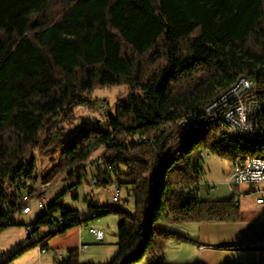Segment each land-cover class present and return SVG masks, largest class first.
<instances>
[{
  "label": "trees",
  "instance_id": "1",
  "mask_svg": "<svg viewBox=\"0 0 264 264\" xmlns=\"http://www.w3.org/2000/svg\"><path fill=\"white\" fill-rule=\"evenodd\" d=\"M241 76L264 87V0H0V187L8 177L34 179L36 163L26 164V156L62 137L65 127L53 130L73 122L96 87L128 85L129 94L118 95L114 110L108 109L107 123L60 141L59 170L77 173L79 183L82 164L102 149L98 157L114 171L99 167L94 183H117L134 200L133 210L101 205L97 216H119L118 252L102 264L156 258L164 264L171 242H198L161 228L169 213L186 223L243 220L236 193L227 200H201L187 187L201 182V151L230 161L264 158V135L230 140L216 119L191 130L176 122L205 109ZM56 171L45 173L46 184ZM41 194L32 189V197ZM60 197L49 205L70 219L62 232L90 219H81ZM17 215L13 199L0 188V230L16 224ZM47 222L42 213L31 224ZM55 234L47 229V236ZM38 237L0 264L42 244ZM56 261L93 264L80 262L77 248Z\"/></svg>",
  "mask_w": 264,
  "mask_h": 264
},
{
  "label": "rangeland",
  "instance_id": "2",
  "mask_svg": "<svg viewBox=\"0 0 264 264\" xmlns=\"http://www.w3.org/2000/svg\"><path fill=\"white\" fill-rule=\"evenodd\" d=\"M120 94H129L128 85L119 84L96 87L90 97L91 103L88 102L77 109L75 120L69 124L66 122H60L58 128L53 130V132L57 129L59 130L60 127L63 126L65 127L64 135L62 137L53 136V144H39L38 146L34 147L24 160L27 164L35 161L36 164L33 172L34 179H32V182L36 185V189L41 190L42 193L44 192V189L39 188V184L45 183L43 176L51 168L56 167V173L50 179V182L47 183L48 185L46 184L45 194L47 204L52 203L57 197L61 196L59 202L64 203L67 207L78 210L79 217L81 219L90 218L87 222L70 227L66 232L51 236V246H53L52 248L55 247V249L62 251L65 257L69 256V250L71 248H77L79 260L83 263H107L113 260L118 252V214L116 212H108L97 216V213L101 209V204L105 203L111 207L114 206L115 202H113L111 199V190H113L114 186L113 184L108 185L107 187L97 186L91 179V175L94 173L92 166H90L88 171L82 175V180L79 183H77L79 179V175L77 173L71 176L69 175L68 170L60 172L59 169L62 164L61 150L63 146L60 144V141L62 140L64 143H66L73 139L76 135H82L85 128L93 127L95 124L102 126L103 124L107 123L108 109L114 110L116 98ZM101 153L102 149H99L90 159L96 160V158L100 156ZM206 154L208 155L202 160L203 174L199 185V199H230L235 194V189L230 187L228 184L231 161L209 151H206ZM207 183L217 184V191L211 192L207 186ZM257 186L260 188L259 192H253L251 190V185H239L237 190L241 194L235 195L237 202L241 203L242 205H257L258 196L264 197V183H258ZM39 197L40 196L37 195L32 197L30 200V204L33 208L32 213L17 215L16 224L0 231V252H2L5 248L13 250V248H10L9 240H24L25 244H28L24 237V226L35 223L41 217L42 210L38 206ZM123 197L124 203L121 204V199ZM122 198L118 204H121L123 208L133 210L134 200L133 198H130L127 189L122 190ZM80 201L84 202V206L81 207L79 205ZM92 205H94V207H92ZM92 216L94 218H91ZM163 222L164 220H162L160 223ZM160 223L159 225H161ZM93 224L96 227L103 229L105 234L103 241L96 240L95 236L90 232V226ZM167 231H170V229ZM37 237V235L32 237V239L29 240V243L35 241ZM81 242L89 244V248L85 251L79 250V245ZM5 253H8V250H6ZM137 264L161 263L159 259L156 258L155 260L152 259L151 261L145 259L144 261Z\"/></svg>",
  "mask_w": 264,
  "mask_h": 264
},
{
  "label": "built area",
  "instance_id": "3",
  "mask_svg": "<svg viewBox=\"0 0 264 264\" xmlns=\"http://www.w3.org/2000/svg\"><path fill=\"white\" fill-rule=\"evenodd\" d=\"M106 107V106H105ZM208 119H216L220 121L221 134L230 140H245L249 142V137H259L264 135V87H259L256 79H242L241 84H238L232 92L223 93L217 100V103L212 109H199L193 111V118H186L185 115L181 119H176L178 125L183 129L191 130L194 126H199L200 123ZM145 139L139 137L138 140ZM207 150L201 151L202 160L208 154ZM27 164V163H26ZM92 166L94 173L91 175L92 181H95L98 168L106 167L110 171H114L111 166H105L102 157H97L96 160L82 164L83 173H86L89 167ZM258 183H264V159L253 157L249 159H236L231 161V168L228 176V184L238 192L237 187L241 184L251 185L253 192H259ZM200 183L187 187L192 193H197ZM111 190V199L118 204L122 198V190L113 184ZM211 192H216L217 184L207 183ZM1 192L4 195L11 197L18 207V215L30 214L33 208L30 204L32 198V189H36V185L26 174H21L16 177H8L1 184ZM39 188L44 189V192L39 197L38 206L42 213L47 217L48 222L44 226H36L27 224L24 226V233L27 240L34 236H43V243L37 246L40 252L50 250V238L47 236V229H58V234L61 233L70 223V219L61 213H54L50 205L46 202V183H40ZM10 200L4 202V210H7L10 205ZM257 202L264 205V197L258 196ZM79 205L84 206V202L80 201ZM90 232L95 236L96 240H104V231L96 227L90 226ZM89 248V244L82 243L79 250L85 251ZM6 250L0 252V256H4ZM57 258H63L65 255L62 251H54Z\"/></svg>",
  "mask_w": 264,
  "mask_h": 264
},
{
  "label": "crops",
  "instance_id": "4",
  "mask_svg": "<svg viewBox=\"0 0 264 264\" xmlns=\"http://www.w3.org/2000/svg\"><path fill=\"white\" fill-rule=\"evenodd\" d=\"M123 199L124 197L121 199V204L124 203ZM121 204H114V206H121ZM239 205L243 212V220L233 222L186 223L179 216L169 213L159 226L198 242H172L165 253V264H264V249L247 246L264 244V205L258 202L255 206L241 203ZM24 237L27 241L25 233ZM51 241L52 238L49 241V251L42 253L36 246L10 264H58L54 253L58 249L52 248ZM9 245L13 250L5 248L4 250H8V253L0 257V261L10 257L21 246L27 244L24 240H9Z\"/></svg>",
  "mask_w": 264,
  "mask_h": 264
},
{
  "label": "bare ground",
  "instance_id": "5",
  "mask_svg": "<svg viewBox=\"0 0 264 264\" xmlns=\"http://www.w3.org/2000/svg\"><path fill=\"white\" fill-rule=\"evenodd\" d=\"M246 79V78H248V79H251V78H249V77H245V76H241L232 86H230L227 90H225L224 92H222L220 95H219V97L217 98V99H215L214 101H212V102H210L206 107H205V109H212V107L217 103V100L223 95V93H227V92H232V90H235L236 89V87H237V85L238 84H240V80L241 79ZM186 118H193L192 116H190V115H188V116H186ZM194 127H196V126H194ZM193 127V128H194ZM253 139H257V137H252ZM249 158H251V156L250 157H246V158H243V159H249ZM259 159H264L263 157L261 158V157H259ZM48 185V184H47ZM116 204V203H115ZM52 230H56V231H58V229H52ZM40 246H41V244H40Z\"/></svg>",
  "mask_w": 264,
  "mask_h": 264
}]
</instances>
